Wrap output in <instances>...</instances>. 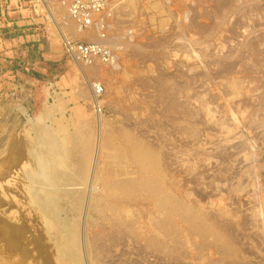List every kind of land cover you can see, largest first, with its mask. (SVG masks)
Instances as JSON below:
<instances>
[{"label": "rangeland", "instance_id": "obj_1", "mask_svg": "<svg viewBox=\"0 0 264 264\" xmlns=\"http://www.w3.org/2000/svg\"><path fill=\"white\" fill-rule=\"evenodd\" d=\"M95 18L79 32L53 0H0V264H264V0ZM144 179L183 215L144 205Z\"/></svg>", "mask_w": 264, "mask_h": 264}, {"label": "built area", "instance_id": "obj_2", "mask_svg": "<svg viewBox=\"0 0 264 264\" xmlns=\"http://www.w3.org/2000/svg\"><path fill=\"white\" fill-rule=\"evenodd\" d=\"M56 4L65 8L69 19L75 24L77 31H85L94 27L98 32L103 30V24L96 22V16L105 11L110 0H53ZM104 39L101 32L98 36ZM63 47L69 56L77 62L91 66L96 63L113 67L116 64V56L105 46L94 42H78L65 39ZM92 93L97 100L103 94V87L99 84L92 86Z\"/></svg>", "mask_w": 264, "mask_h": 264}, {"label": "bare ground", "instance_id": "obj_3", "mask_svg": "<svg viewBox=\"0 0 264 264\" xmlns=\"http://www.w3.org/2000/svg\"><path fill=\"white\" fill-rule=\"evenodd\" d=\"M43 5L47 8L48 18L52 22L56 23V21L54 19V16H53L49 6L45 5L44 3H43ZM60 32H61V30H60ZM62 33H64V32H61V34ZM91 87H92V85H91ZM94 104L98 105L99 103L96 100H94ZM134 186L137 187L139 190H143V191H145L147 193V197L145 199V204L144 205H147V206H149V208L155 209V211H158V212L164 211L163 217L161 218L162 221L167 220L168 216L169 217H171V216L172 217H177V216L180 217L181 215H183V209L179 206L181 204L173 203V202L172 203H173L175 209L172 208V210L174 209L172 211L173 213L171 212L170 215L167 214V204H169L170 201H168L166 199H165V201L159 199V197H160V195L162 193L161 190L159 189L158 186H156V184H151V182L148 179H144L143 182L134 183ZM189 213H190V211L188 212V214ZM188 218H189L188 221L190 222L191 225L195 224V221H194L195 219H194V215L193 214H191V216H189Z\"/></svg>", "mask_w": 264, "mask_h": 264}, {"label": "trees", "instance_id": "obj_4", "mask_svg": "<svg viewBox=\"0 0 264 264\" xmlns=\"http://www.w3.org/2000/svg\"><path fill=\"white\" fill-rule=\"evenodd\" d=\"M29 32H31V30H30ZM37 44H38V43H34L33 46H34V47H37Z\"/></svg>", "mask_w": 264, "mask_h": 264}, {"label": "crops", "instance_id": "obj_5", "mask_svg": "<svg viewBox=\"0 0 264 264\" xmlns=\"http://www.w3.org/2000/svg\"><path fill=\"white\" fill-rule=\"evenodd\" d=\"M85 42H88L87 40Z\"/></svg>", "mask_w": 264, "mask_h": 264}]
</instances>
